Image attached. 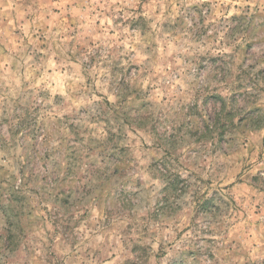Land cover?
Segmentation results:
<instances>
[{
  "label": "clouds",
  "instance_id": "9594fccd",
  "mask_svg": "<svg viewBox=\"0 0 264 264\" xmlns=\"http://www.w3.org/2000/svg\"><path fill=\"white\" fill-rule=\"evenodd\" d=\"M0 264H264V0H0Z\"/></svg>",
  "mask_w": 264,
  "mask_h": 264
}]
</instances>
